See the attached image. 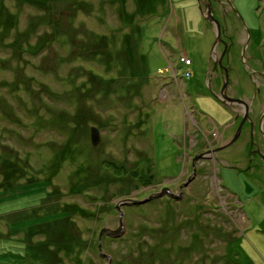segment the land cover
<instances>
[{
  "label": "rangeland",
  "instance_id": "obj_1",
  "mask_svg": "<svg viewBox=\"0 0 264 264\" xmlns=\"http://www.w3.org/2000/svg\"><path fill=\"white\" fill-rule=\"evenodd\" d=\"M138 1L54 0L47 26L38 7L0 3V178L5 160L17 158L26 181L47 183L15 195L0 189L10 194L0 197L1 234L4 224L31 223L21 220L26 214L54 220L60 209L81 207L73 229L88 245L49 256L54 264H76L77 256L81 264H153L155 245L168 258L160 264H264V167L246 171L247 127L232 146L196 161L192 174L193 158L231 141L241 122L207 90L215 34L193 0H161L164 11L160 0ZM229 1L231 23L255 30L260 45L264 0ZM98 38L114 42L110 53L89 48ZM184 55L191 66L179 62ZM231 55L234 94L249 96L241 55ZM222 84L216 70L212 91ZM164 189L144 204L123 203ZM120 220L122 236L104 234V256L94 252L100 231ZM53 242L64 248L59 236Z\"/></svg>",
  "mask_w": 264,
  "mask_h": 264
},
{
  "label": "trees",
  "instance_id": "obj_2",
  "mask_svg": "<svg viewBox=\"0 0 264 264\" xmlns=\"http://www.w3.org/2000/svg\"><path fill=\"white\" fill-rule=\"evenodd\" d=\"M121 4H123L126 0H119ZM135 6H140L138 0H133ZM2 0H0V3ZM21 2L31 5L32 7H38L41 10H43V16H44V24L47 26V22L49 20V11L52 10V6H55L54 0H21ZM50 4V7H49ZM160 4L162 6V10L164 11V4L160 0ZM144 9L146 8V4L142 3ZM142 11H140L138 14H141ZM2 18V17H0ZM51 18L57 20L58 13L56 11H53L51 14ZM58 24H55L57 26ZM4 27V26H3ZM1 28V26H0ZM107 40H103L102 38H98L91 42V46L89 48H95V49H101L103 48V45L105 47L102 50H106V52L112 51V46L114 45V42H111L109 46L107 45ZM94 53H101V50L94 51ZM81 56H83V53H81ZM169 69L173 72L174 77H176V71L172 70V67L170 66ZM168 70V68L166 69ZM162 71V70H159ZM164 71V70H163ZM182 79H186L184 77V73L182 74ZM174 80V79H173ZM187 80V79H186ZM107 88L111 87L113 85V80H109L105 82ZM108 90V89H106ZM106 94H108L106 92ZM62 156V155H61ZM25 162L23 160L16 158L14 159H7L5 160L4 164L1 167L2 174L4 178H0V189L2 188V192H7L11 187V191L15 192L14 195L19 191V189H27L30 192H33L32 189L37 187H46L47 183L40 182L37 178H30L28 181L25 180L27 171H24L25 168ZM3 168V169H2ZM1 174V173H0ZM14 182V184H12ZM2 195H8L9 193L0 194V197ZM6 197V196H5ZM57 207H55L54 212H57ZM58 213V218L54 220H47L46 217L41 219L36 218V216H27L24 215L21 220H28L31 221V223H27L25 226L22 227H15V224H4V232H6V235H2L0 231V264H10L13 262V264H54L52 262L51 258L49 256L51 255H58L62 252L69 253L73 252L75 248L81 247L86 248L88 243L83 242L81 236L78 233H75L73 229V220L76 214H82L86 211H83L81 207L77 208V211H69L65 209ZM25 211V210H24ZM22 213H19V215ZM6 215H12L10 213ZM4 215V216H6ZM3 216H0V218ZM27 218H34V219H27ZM2 221V220H0ZM23 221V222H24ZM1 223V222H0ZM13 224V225H12ZM48 233V234H46ZM38 235L46 236V239L43 241H33V238L38 237ZM92 235V234H91ZM16 236H20V239ZM59 236L60 244L64 246V248L58 247L53 241L56 239V237ZM107 239L111 240V238L106 237ZM193 239H197L198 235L197 233L193 234ZM233 241V239L231 240ZM160 246L155 245L154 252L152 253L153 257H157V259L152 258L150 260L153 261V264H160L162 263V260L166 262L168 258H165L164 256H161L157 253V250ZM227 250V254L231 251ZM96 253H99L98 249V243H97V251L93 250ZM51 252H54L51 253ZM196 252V251H195ZM79 254V252H78ZM229 256V257H228ZM229 258L230 255H224L223 258ZM6 259V260H4ZM12 259V261H10ZM76 264H81L79 257H76ZM58 261V260H57ZM57 263V262H56ZM140 263V262H139ZM232 264L234 262H231ZM58 264H62L58 261ZM63 264H65L63 262ZM175 264H179L178 262H175ZM228 264V263H225Z\"/></svg>",
  "mask_w": 264,
  "mask_h": 264
},
{
  "label": "flooded vegetation",
  "instance_id": "obj_3",
  "mask_svg": "<svg viewBox=\"0 0 264 264\" xmlns=\"http://www.w3.org/2000/svg\"><path fill=\"white\" fill-rule=\"evenodd\" d=\"M230 4L229 0H193L194 7H196L198 12L200 9L204 15H207V11L210 10L211 7L213 17L219 22L221 35L216 46L219 52L216 54V57L212 56V58H210V68L212 69L213 63L217 64L220 61L223 69H219V67H217V69H219L222 78H224V82V70L227 69L228 75L232 71V68L229 65V60L232 56L231 54L236 52L240 53L247 83L250 84L251 92L249 96L244 92V95L241 94L237 97L242 98L247 102L252 101V104L256 102V100L259 102L257 108L253 106L252 112L250 111L248 114L249 116L247 119L250 120V123L247 120L244 124V126L248 129V144L250 145L246 171L251 169L255 171V169L258 170L259 168H262V166L264 167V134L260 132V129L264 128V32L261 31L263 39L261 44L258 45L254 40L255 30L248 29L247 31L245 25L240 24L239 22L238 24L231 23L229 15L227 14L229 12ZM202 20L214 32V25L207 20ZM242 36L244 39H241ZM233 88L234 86L231 85L230 78H228V84L225 88V92L228 96L237 98L234 94ZM241 109L243 110V107L238 109L240 111V121L242 116H244V113H242L244 111H241ZM192 123L195 127H197L196 121H192ZM203 135L207 142H209L207 139V133L203 132ZM218 142L219 140L217 143ZM205 151H208V149ZM209 159L210 158L205 160ZM181 192L182 191H180V194Z\"/></svg>",
  "mask_w": 264,
  "mask_h": 264
},
{
  "label": "water",
  "instance_id": "obj_4",
  "mask_svg": "<svg viewBox=\"0 0 264 264\" xmlns=\"http://www.w3.org/2000/svg\"><path fill=\"white\" fill-rule=\"evenodd\" d=\"M199 14H200V17L204 20H207L209 21L210 23H212L214 25V33H215V36H216V40L212 46V49H211V57L212 56H215L216 57V46L220 40V35H221V30H220V26H219V22L213 17V13H212V9L210 7V10L207 11V15H204V13H202V11L199 9ZM246 30L248 31L247 27H245ZM217 67H219V69H223V66L221 64V62L219 61V63H213V67L210 71V76H209V81H207V90H208V93L211 95V97L216 101L218 102L221 106L229 109L231 111V113L233 115H235L237 118L240 117V111L238 110L239 108H242L243 107V110L241 109V111H244L242 113H244V116H242L241 118V122H240V125L237 129V132H236V135L234 136V138L230 141H227L226 143H224L223 145L219 146V147H216L212 150H208V151H205L203 153H200L198 154L196 157L193 158L192 160V163H193V171H192V174H193V177L195 176L196 174V169H195V162L198 161V160H201V159H208L210 155L212 154H215L216 152H220L230 146H232L237 140L238 138L240 137L241 135V131H242V128L245 124V122L248 120V122L250 123V120L247 119V117L249 116V112L251 111L252 112V107L254 106L255 108H257V106L259 105V102L256 100V102H254L252 104V101L251 102H247L245 101L244 99L242 98H233V97H230L226 94L225 92V88L228 84V78H229V75L227 73V69L224 70V77H225V81L223 82L222 84V87L220 89V91L218 93H214L211 89V78L213 77L214 73L216 72V70H219L217 69ZM224 80V78H222V81ZM262 131V130H261ZM90 142H91V145L92 147H97L98 144L100 143V133L99 131L96 129V128H91L90 129ZM193 177H190L187 182L183 185L184 187L188 185L189 182H191V179H193ZM183 186H180L179 190L182 191V187ZM163 193H170L168 189H164L161 193H157V194H153L151 195L148 199H143L141 201H133V200H125V202L123 203H130V204H133V205H139V204H144L146 203L147 201H149V199L151 198H155V197H159L161 196V194ZM150 199V200H151ZM117 211L119 210L118 209V206L116 207ZM119 218L121 219L122 218V213H120V216ZM122 222L120 220V223H119V226L116 230H111V229H108V228H104L100 231L99 233V240H98V249H99V252L102 256H104V254H102L101 252V238L102 236L105 234L107 237L109 238H119L122 236ZM109 262H110V258H108Z\"/></svg>",
  "mask_w": 264,
  "mask_h": 264
},
{
  "label": "built area",
  "instance_id": "obj_5",
  "mask_svg": "<svg viewBox=\"0 0 264 264\" xmlns=\"http://www.w3.org/2000/svg\"><path fill=\"white\" fill-rule=\"evenodd\" d=\"M179 62L181 63V64H183V66H185V67H188V66H191V61L184 55L182 58H180L179 59ZM166 70V69H165ZM162 71H159V73H161ZM184 77L186 78V79H189L190 78V73L189 72H185L184 73ZM215 134H217V133H214L213 134V137H216V135Z\"/></svg>",
  "mask_w": 264,
  "mask_h": 264
},
{
  "label": "bare ground",
  "instance_id": "obj_6",
  "mask_svg": "<svg viewBox=\"0 0 264 264\" xmlns=\"http://www.w3.org/2000/svg\"><path fill=\"white\" fill-rule=\"evenodd\" d=\"M164 72H168V70H164V71H162L160 74H163Z\"/></svg>",
  "mask_w": 264,
  "mask_h": 264
},
{
  "label": "crops",
  "instance_id": "obj_7",
  "mask_svg": "<svg viewBox=\"0 0 264 264\" xmlns=\"http://www.w3.org/2000/svg\"><path fill=\"white\" fill-rule=\"evenodd\" d=\"M219 135V134H218ZM217 137V136H216Z\"/></svg>",
  "mask_w": 264,
  "mask_h": 264
}]
</instances>
